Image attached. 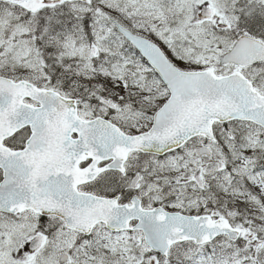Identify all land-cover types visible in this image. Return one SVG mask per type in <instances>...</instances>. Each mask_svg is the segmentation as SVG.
I'll list each match as a JSON object with an SVG mask.
<instances>
[{
    "label": "snow or ice",
    "instance_id": "obj_1",
    "mask_svg": "<svg viewBox=\"0 0 264 264\" xmlns=\"http://www.w3.org/2000/svg\"><path fill=\"white\" fill-rule=\"evenodd\" d=\"M0 264H264V0H0Z\"/></svg>",
    "mask_w": 264,
    "mask_h": 264
}]
</instances>
